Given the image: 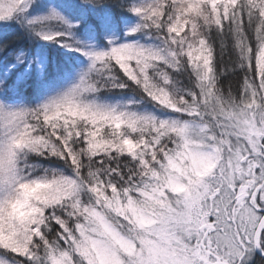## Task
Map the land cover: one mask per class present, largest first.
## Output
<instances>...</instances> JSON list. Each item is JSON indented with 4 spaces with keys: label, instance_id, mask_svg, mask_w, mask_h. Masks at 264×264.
Returning a JSON list of instances; mask_svg holds the SVG:
<instances>
[{
    "label": "snow or ice",
    "instance_id": "obj_1",
    "mask_svg": "<svg viewBox=\"0 0 264 264\" xmlns=\"http://www.w3.org/2000/svg\"><path fill=\"white\" fill-rule=\"evenodd\" d=\"M0 264H264V0H0Z\"/></svg>",
    "mask_w": 264,
    "mask_h": 264
}]
</instances>
